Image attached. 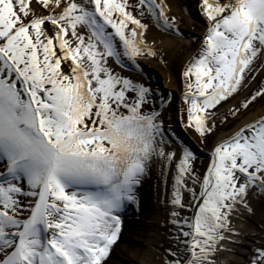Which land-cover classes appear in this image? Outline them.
Wrapping results in <instances>:
<instances>
[{
  "label": "snow or ice",
  "instance_id": "obj_1",
  "mask_svg": "<svg viewBox=\"0 0 264 264\" xmlns=\"http://www.w3.org/2000/svg\"><path fill=\"white\" fill-rule=\"evenodd\" d=\"M198 8L182 123L206 142L218 106L264 68V0ZM151 24L179 34L164 0H0V264H106L157 171L174 228L162 264H219L232 215L264 199V118L213 143L202 174L156 91L117 71L157 55ZM258 97L264 85L240 108ZM249 252L264 264V244Z\"/></svg>",
  "mask_w": 264,
  "mask_h": 264
},
{
  "label": "rangeland",
  "instance_id": "obj_2",
  "mask_svg": "<svg viewBox=\"0 0 264 264\" xmlns=\"http://www.w3.org/2000/svg\"><path fill=\"white\" fill-rule=\"evenodd\" d=\"M183 5V14L179 16H174L177 19V25L179 28V34H175L176 36L189 39L192 41V47L187 51L188 52V60L187 62H183V56L177 58H167L165 55L161 53H157L156 56H149L147 58H142L139 60V64L141 65V69L139 71L134 70L132 68H128V74L123 72L124 75L129 76L137 82H143L146 86L154 89L156 91L157 103L160 100H163L166 104L165 115L168 117L171 122V127L175 129L174 135L179 137L180 142L184 145L188 143L194 144L195 148H192L189 144V147L195 153L197 159L195 165L197 169L203 174L209 164V154L212 149L213 143L217 141H221L227 139L231 136L240 126V122L247 118L249 115L254 114L255 117L249 120L246 125L253 123L261 118H264V98H257L253 103L249 105V107L245 110L240 108V105L243 101L249 98L252 94H254L262 85H264V68H260L258 71L254 72L252 75L254 78H249L248 81L242 85L240 90L233 94V96L229 97L227 101H223L216 111L217 117L221 123H218L214 132L209 136L208 140L202 141L199 135L192 128L184 127L182 123V115H186L184 113V109H186V105L182 99V95L184 92L185 86V78L183 77V71L187 64L192 60L194 56H197L199 53L203 37L207 31V21L204 19L199 11L198 4L200 0H182ZM170 16V15H169ZM186 18H190L193 22L191 26L185 25ZM164 76H170L173 79V88L168 89L164 87ZM167 79V78H166ZM168 80V79H167ZM240 108V111L235 115H231L229 113L230 109ZM227 114V119L224 117ZM245 126V125H244ZM187 145V146H188ZM157 184L155 185V183ZM147 186H142L141 191H145L149 194L150 191H154L159 189L157 195L166 196L163 197L162 203V211H158L155 214V218L159 219V234L163 237L162 239H158L160 242V256L162 261L167 254V249H169L172 244V234L174 232V228L170 223V208L171 205L169 203V196L171 185H168L167 191L165 188V184L163 179L159 177V173L155 174V181L151 183L150 181H146ZM145 187V188H144ZM153 189V190H152ZM152 195V194H151ZM158 196V197H159ZM142 200H140L139 206L136 205L131 206L127 212L122 216V228L121 233L116 241V243L112 246L110 254L106 259V262L112 260L115 257V254L123 249V256L126 257L127 252L131 249L137 248L138 243L131 241L129 238L133 237V233L131 234L132 225L142 224V222L137 219L140 218L142 214V206L140 204ZM261 202L264 203V199H261ZM153 217V214L151 215ZM152 221V220H151ZM148 226L151 223H147ZM125 237V238H124ZM162 243V244H161ZM131 244V246H130ZM122 253V252H121ZM140 257V255L138 256Z\"/></svg>",
  "mask_w": 264,
  "mask_h": 264
},
{
  "label": "bare ground",
  "instance_id": "obj_3",
  "mask_svg": "<svg viewBox=\"0 0 264 264\" xmlns=\"http://www.w3.org/2000/svg\"><path fill=\"white\" fill-rule=\"evenodd\" d=\"M182 2V0H164V3L168 6V14L170 16L182 15ZM184 20L186 26H191L193 24L190 18ZM146 37L148 43L155 48L157 53H161L169 59H179V57L183 56V62H187L189 57L187 51L193 44L191 40L183 39L173 33L165 32L157 28L154 24L150 25ZM117 71L126 72L127 74L129 72L128 69L119 68H117ZM162 77L164 87L172 89L173 79L170 76L162 75ZM253 117H255L254 114L249 115L240 122V126L246 125ZM188 144L192 148H195L194 144ZM151 180L152 182L155 181V174L150 175L146 181H150L151 183ZM156 184L157 182L155 185ZM142 186H147V183H144ZM158 191L160 190L157 188L154 191H150L149 188V193L152 195H148L145 191H141V195L139 193V199L142 200V204H140L142 206V214L137 220L142 222V224L134 223L132 225L130 229L131 234L133 233L134 235L129 238L131 241L138 243L137 248L131 249L130 247L126 257L123 256V249H121L115 254V257L106 262V264H162L159 247L161 241H158V239L163 238L160 236L161 234H159V226H161V223L159 225V219L154 216L158 211H162L161 201H163V197H165V202L167 201L166 196H162L161 198V196L157 195ZM250 207L252 209L251 211L241 206L239 211L232 215L230 226L238 235H232L230 240H234L236 243H224V248L230 249L231 251H222L219 254V264H248L246 257L250 254L249 250L259 244H264V203L261 202L259 197H255L250 199ZM152 214L153 217H151ZM149 222L151 225L148 226L147 223ZM139 255L140 257H138Z\"/></svg>",
  "mask_w": 264,
  "mask_h": 264
}]
</instances>
